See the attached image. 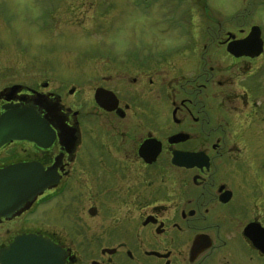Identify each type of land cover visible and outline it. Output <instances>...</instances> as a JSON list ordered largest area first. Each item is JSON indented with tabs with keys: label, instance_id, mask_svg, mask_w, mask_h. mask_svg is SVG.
<instances>
[{
	"label": "flooded vegetation",
	"instance_id": "af4514ba",
	"mask_svg": "<svg viewBox=\"0 0 264 264\" xmlns=\"http://www.w3.org/2000/svg\"><path fill=\"white\" fill-rule=\"evenodd\" d=\"M134 5L144 12L158 5L165 12L162 25L180 29V38L162 49L141 42L122 56L103 58L121 69L108 74L121 89L99 84L96 90L112 91L118 110L101 107L96 90L87 104L67 106L45 79L0 88V117L11 108H32L36 123L48 124L39 142L0 144V170L36 163L43 172L55 167L57 177L30 204L0 212V252L35 235L63 249L64 264H264V242L257 246L264 239V183H254L255 173L264 178V157L251 151L264 129V20L258 18L264 0H242L228 15L210 0ZM201 16L205 22L195 23ZM253 30L261 41H251L250 53L259 42L261 47L245 54L241 42ZM212 82L219 100L222 88L229 89L230 130L210 118L220 111V101L212 110L215 97L206 95ZM72 89L75 96L79 89ZM86 105L92 114L84 113ZM104 114L115 121L110 135L94 119ZM250 123L256 132L261 127L258 137L238 134ZM99 126L91 135L88 128ZM148 140L161 143L152 162L140 152ZM182 153L204 158L179 166L174 158ZM81 204H90L85 228L77 216ZM198 235L209 236L211 246L191 260Z\"/></svg>",
	"mask_w": 264,
	"mask_h": 264
},
{
	"label": "rangeland",
	"instance_id": "374dc122",
	"mask_svg": "<svg viewBox=\"0 0 264 264\" xmlns=\"http://www.w3.org/2000/svg\"><path fill=\"white\" fill-rule=\"evenodd\" d=\"M134 2L135 0H0V88L12 82L33 84L45 79L50 81L49 89L61 94L67 106L87 104L99 84H106L120 91L118 80L109 78L108 74L120 72L121 69L117 63H113L114 59L107 62L103 58L122 56L125 49L138 47L141 42L152 48L162 49L170 45L169 42L180 38V29L176 27L172 26L169 28L172 31L166 32L169 29L162 25L161 20V15L165 12L158 11V5L151 11L144 12L136 8ZM210 2L223 15L233 14L242 4V0ZM210 14L215 19H221L215 10ZM258 18L264 20V7L259 9ZM248 20L249 18H245L243 21ZM198 22H205L203 16L201 20L197 17L195 23ZM184 56L189 57V54ZM175 59L179 65L185 62L184 59ZM210 64H213V60ZM74 86L79 89L75 96L69 92ZM210 89L211 92L206 95L210 99L215 97L211 100L210 109L216 110L220 101V111L217 116L212 113L210 118L215 120V125L217 122L227 124L230 130L234 122L229 89L222 88L224 95L221 94L220 100L217 96L220 89L217 82H212ZM84 109L87 110H84L87 115L92 114L90 106L86 105ZM94 119L103 122L109 135L113 132L111 126L115 121L112 115L104 114ZM251 125L250 123L245 127L244 124L242 130L237 128L238 134L242 132L241 135H248L245 133L248 131L250 135L258 137L261 127L258 125L259 130L256 132ZM262 126L264 127V123ZM88 129L94 136L95 130L101 131V126ZM261 135L263 137L258 143L255 141L252 144L251 151L264 157V129ZM260 177L255 173L254 183H264V178ZM160 179L161 176L157 175V182ZM89 206L90 204L77 206L78 221L83 228L89 219L91 221ZM78 238L84 240V233Z\"/></svg>",
	"mask_w": 264,
	"mask_h": 264
},
{
	"label": "water",
	"instance_id": "95a60500",
	"mask_svg": "<svg viewBox=\"0 0 264 264\" xmlns=\"http://www.w3.org/2000/svg\"><path fill=\"white\" fill-rule=\"evenodd\" d=\"M255 39L254 30L241 45L245 54H258L261 44H256V53H250L251 44L245 45V41ZM74 93V89L70 91ZM96 102L103 108L113 111L117 109L119 101L116 95L107 89L98 88L95 92ZM118 110V109H117ZM32 108L18 109L11 108L0 117V144L12 139H28L39 142L45 135H48L47 125H38L35 120L37 116L32 113ZM67 136L66 132L62 133ZM179 137V136H177ZM179 139L172 138L171 142ZM161 143L156 140L146 141L140 152L143 158L152 162L161 151ZM202 153H182L175 156L174 162L179 166L193 167L197 160H203ZM54 168L44 171L54 176V181L47 184H40L34 174L43 172L36 163L18 164L0 170V212L3 214L8 209H14L24 204H30L37 197L38 193L54 184L57 180ZM223 200H226L224 197ZM92 212V210H91ZM264 239L257 246L262 245ZM211 246V241L207 235H198L191 250V260ZM1 264H64V250L53 244L51 241L40 236L29 235L18 238L13 248H6L0 252Z\"/></svg>",
	"mask_w": 264,
	"mask_h": 264
},
{
	"label": "snow or ice",
	"instance_id": "6c2138e0",
	"mask_svg": "<svg viewBox=\"0 0 264 264\" xmlns=\"http://www.w3.org/2000/svg\"><path fill=\"white\" fill-rule=\"evenodd\" d=\"M251 41H245L244 44L248 45ZM35 178L40 184H47L54 181V176L51 173L37 172L34 174Z\"/></svg>",
	"mask_w": 264,
	"mask_h": 264
}]
</instances>
